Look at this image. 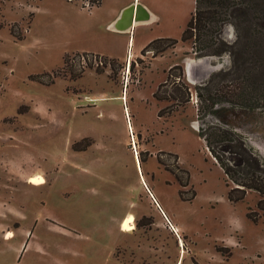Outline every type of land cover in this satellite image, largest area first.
Segmentation results:
<instances>
[{
	"label": "rangeland",
	"instance_id": "374dc122",
	"mask_svg": "<svg viewBox=\"0 0 264 264\" xmlns=\"http://www.w3.org/2000/svg\"><path fill=\"white\" fill-rule=\"evenodd\" d=\"M93 1L0 0V264H264L261 197L231 203L234 185L199 137L200 106L238 78L232 55L198 57L181 41L195 0H140L157 17L123 33L111 20L139 0ZM221 37L233 46L235 27ZM160 38L178 44L143 52ZM177 65L190 102L160 117L170 103L153 94ZM216 109L207 121L242 135L264 162V107Z\"/></svg>",
	"mask_w": 264,
	"mask_h": 264
},
{
	"label": "trees",
	"instance_id": "16d2710c",
	"mask_svg": "<svg viewBox=\"0 0 264 264\" xmlns=\"http://www.w3.org/2000/svg\"><path fill=\"white\" fill-rule=\"evenodd\" d=\"M90 3L99 5L101 2L90 0ZM227 25L234 26L237 32V40L233 46H228L221 37ZM181 41L191 43L198 57L222 56L229 52L234 59V72H238V78H232V82H235L217 91L224 95L223 98H216V92L212 94L210 91L208 100L199 108L200 119L204 123L200 128L199 137L204 140L210 154L221 167L228 187L230 184L234 185L228 192L229 201L238 203L245 199L248 191H254L261 197L258 209L264 211V162L252 152L242 135L217 125L215 121H207L209 116L216 118V106L222 103L246 109L264 107L260 102L261 100L263 103L264 100L263 85L257 83L262 81L261 76L264 75V0H195L194 12ZM177 44L175 39L160 38L149 43L143 52H154L158 55L174 49ZM84 56L82 55V59L84 58L85 62L92 58L93 63L96 60L99 65L102 63V67L114 63L99 55L87 58ZM130 69L132 70V63ZM97 72L102 73L98 69ZM37 79L43 82L41 78ZM249 89L258 94L261 92L258 102L256 97L249 95ZM190 96L191 90L185 82L180 65L169 70L166 81L160 84L153 94L156 101L170 103L169 107L160 110V117L184 108L190 102ZM198 97L202 99L199 92ZM175 158V167L171 171L181 187L187 188L190 174L179 166L177 156ZM185 194L186 192L181 191L183 199ZM194 197L193 194L186 200L191 201Z\"/></svg>",
	"mask_w": 264,
	"mask_h": 264
},
{
	"label": "crops",
	"instance_id": "0c3cea01",
	"mask_svg": "<svg viewBox=\"0 0 264 264\" xmlns=\"http://www.w3.org/2000/svg\"><path fill=\"white\" fill-rule=\"evenodd\" d=\"M140 0L138 1V3H133V4H128L125 3L114 15V17L111 20L110 25L115 24L113 27H115V30L118 31V28H125L130 22L131 19L133 17V14H125V11H127L128 9H130L131 7H135L139 4ZM143 6V8L147 11L148 15L150 16H154L157 17V15L146 5ZM140 6V4H139ZM142 7V6H141ZM142 14V13H141ZM136 15V14H135ZM141 17H143V19H147V15L146 14H142ZM149 18V17H148ZM133 27H135L134 25L132 27H130L128 29V31L124 30V32H131V30L133 29ZM123 33V32H122Z\"/></svg>",
	"mask_w": 264,
	"mask_h": 264
},
{
	"label": "bare ground",
	"instance_id": "6f19581e",
	"mask_svg": "<svg viewBox=\"0 0 264 264\" xmlns=\"http://www.w3.org/2000/svg\"><path fill=\"white\" fill-rule=\"evenodd\" d=\"M136 13V17L138 16V18H135L134 17V26H137V25H141V24H147V22H149L150 18H151V15L150 16H147V19H143V17H141V13L139 12H135ZM149 17V18H148ZM154 17V16H153ZM115 29V27H113ZM120 29V28H119ZM119 32H124L123 30H118ZM128 31V30H126ZM190 67V66H189ZM130 68V67H129ZM188 73L190 74L189 72V68H188ZM30 182L32 184H40V178L38 176H34V177H31L30 178ZM131 219L127 217V220H125L122 224V228L125 230V231H128V230H131ZM13 236V233L11 231L7 232L6 233V238L7 239H11Z\"/></svg>",
	"mask_w": 264,
	"mask_h": 264
},
{
	"label": "water",
	"instance_id": "95a60500",
	"mask_svg": "<svg viewBox=\"0 0 264 264\" xmlns=\"http://www.w3.org/2000/svg\"><path fill=\"white\" fill-rule=\"evenodd\" d=\"M135 12H139V13H143V14H146L147 16H149L148 15V13H147V11L143 8V7H141V6H139V5H137V6H135V7H131L130 9H128L127 11H125V14H133V17H132V19H131V22L125 27V28H118V30H128L130 27H132L133 25H134V17L135 18H138V16L136 17V13ZM209 60H210V58H205V59H201V60H199V64L201 65V66H203V65H208L209 64ZM195 62H191V64H190V68H189V72H190V74L192 73V68L194 67V64Z\"/></svg>",
	"mask_w": 264,
	"mask_h": 264
},
{
	"label": "built area",
	"instance_id": "2783aa9c",
	"mask_svg": "<svg viewBox=\"0 0 264 264\" xmlns=\"http://www.w3.org/2000/svg\"><path fill=\"white\" fill-rule=\"evenodd\" d=\"M95 62H97L96 60H95ZM98 63V62H97ZM102 64V63H101Z\"/></svg>",
	"mask_w": 264,
	"mask_h": 264
}]
</instances>
